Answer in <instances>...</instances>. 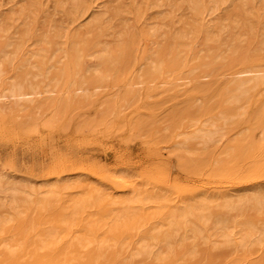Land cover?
Returning a JSON list of instances; mask_svg holds the SVG:
<instances>
[{
    "label": "rangeland",
    "instance_id": "374dc122",
    "mask_svg": "<svg viewBox=\"0 0 264 264\" xmlns=\"http://www.w3.org/2000/svg\"><path fill=\"white\" fill-rule=\"evenodd\" d=\"M90 1V10L73 17L70 0H0V16L13 15L8 24V33L1 38V47L6 42L15 43L21 37L23 40L28 38L31 52L27 55H30L32 51L44 47L40 42L31 44L33 34L39 38L70 30L76 36L70 46L79 48V41L93 39L99 27H107L102 35L96 37L100 53L103 47L118 48L122 34L128 31L136 38L129 51V61L134 78H137L142 69L157 65L155 50H161L167 43L172 48L177 40L176 35L180 34L183 37L175 51L180 52L182 57L180 74L188 78L178 81L168 78L165 85H130L129 79L120 77L119 70H112L109 76L101 80L93 71L98 67L97 57L87 56L82 62L83 69L88 70L85 75L98 80L99 89L91 85L58 108L47 107L46 104L41 109L34 108V105L15 109L7 101H3L6 105L0 102L3 104L0 105V176L27 188L59 179L61 185L68 182L74 186L69 191L65 189L61 194L63 198L81 190L96 189L105 197L104 203L113 196H120V179L132 181L139 190L164 195L168 199L167 204L200 191L218 197L245 188H264V84L250 92L246 101L232 108L235 116L223 126L222 136L214 143L206 147L191 143L181 150L174 148L175 135L189 123V117L216 118L219 115L225 105L220 94L231 78L232 70L243 65H264V48H258L260 36L251 33L252 27H264V5L254 7L256 16L244 14L243 25L231 27L233 24L229 23V32L222 31L218 41H207L204 32L198 41L193 35L194 31L212 24L214 33H210V38H213L221 32L223 18L234 17L233 7L200 18L194 16L184 0ZM31 5H34L32 13L27 10ZM135 10L141 15L139 21L136 20ZM169 15L172 16L171 20L164 21L163 18ZM93 16L100 18L99 26L92 22ZM140 27L147 30L156 27L159 30L152 40L146 41L138 34L137 28ZM64 40L66 38L59 37L49 47L45 44L47 51L44 57L47 58L44 62H49L45 65L54 62L47 60L50 56L63 61L64 52L58 48H63ZM228 45L238 51L228 52ZM209 46L213 47L212 55L217 56L215 75L188 82L189 76L200 71L190 69L205 60ZM8 52L11 55L10 50ZM14 61L19 62L17 58ZM227 66L232 68L227 70ZM114 77L116 79L113 80ZM183 81L187 83L182 84ZM63 90L54 93L58 96L54 95L53 101L63 99ZM32 115H36L35 118ZM37 116L41 118L37 119ZM77 182L79 187L78 184L74 185ZM60 202L55 201L42 213L31 210L30 214L25 213L22 217L24 227L30 222H52ZM211 213L218 214L214 206ZM261 216L264 214L258 216L256 221H264ZM121 227L119 223L117 229ZM15 228L16 224L12 228L10 226L12 232ZM121 232L117 238L121 242L134 239V231ZM109 243L102 257L90 264H122L126 251L113 241ZM195 243V251L193 249L194 253L192 251L190 255L188 250L192 249L191 243L186 250L178 241L175 242L173 251L160 263L264 264V245L237 252L222 244L214 246L201 239ZM79 257H83L79 264H88L83 249ZM132 263L144 264L138 261Z\"/></svg>",
    "mask_w": 264,
    "mask_h": 264
},
{
    "label": "bare ground",
    "instance_id": "6f19581e",
    "mask_svg": "<svg viewBox=\"0 0 264 264\" xmlns=\"http://www.w3.org/2000/svg\"><path fill=\"white\" fill-rule=\"evenodd\" d=\"M184 2L188 4L194 16L200 18L216 14L229 7H233L235 11L234 17L223 18L221 32L218 31L220 33L213 38H210V33L214 27L212 24L203 30L194 31L193 35L198 41L203 32L207 41H218L222 31L229 32V23L233 24L231 27L243 25L242 16L244 14L256 16L254 7L259 4L264 5V0H184ZM70 6L74 17L90 10L91 1L70 0ZM33 8L34 5L27 9L28 12L32 13ZM135 14L136 20L139 21L141 15L138 10H135ZM11 16L13 15L0 16V23H2L0 25V102H9L12 108L24 109L34 105V108L41 109L46 104L47 107L58 108L70 97L76 96L79 91L91 85L98 88V80L85 75L88 70L83 69L82 62L87 56L97 57L98 67L93 71L101 80L109 76L112 70H119L120 77L129 79L130 85L142 83L165 85L168 78L173 81L188 78L180 74L182 57L180 52L175 51L176 47L180 45L181 37H183L180 34L176 35L175 40H177L174 41L172 48L171 44L167 43L161 50H155L158 60L155 67L142 69V73L140 72L137 78H134L133 67L129 61V56H131L129 51L136 38L133 34L130 35L128 31L122 34L123 37L118 48L103 47L100 49V53L98 52V38L96 37L102 35L107 27H99L93 34L95 35L93 39L79 41L81 44L79 48L70 46L74 40L73 37H76L70 30L64 33L47 34L39 38L33 34L30 39L31 44L40 42L44 44V47L27 55L31 52L28 38L23 40L21 37L18 42H6L1 47V38L8 33ZM171 18L172 16L169 15L163 19L170 21ZM99 21L100 18L93 16L92 22L96 23L97 26H99ZM137 29L139 36L146 41L152 40V37L159 30L156 27H151L150 30L142 27ZM251 33L253 36H260L258 48H264V27L260 29L252 27ZM59 37L66 38V41L63 42V48L61 46L58 48L64 52L63 61L50 56L47 60H54V62L45 65V63H49L44 62L47 58L44 57L45 48L52 45L55 39ZM232 40L234 41L235 38ZM212 48L211 46L208 47L204 61L196 63L190 69L193 72L194 70L200 71L198 73L192 72L188 82L215 75L217 56L212 55ZM226 49L231 53L238 51L237 48H231L230 45ZM9 50L11 55H9ZM15 58L19 62H13ZM14 63L18 64L14 66ZM227 67V70L232 68L231 66ZM230 74L231 78L220 94L225 105L219 115L216 118L211 116L203 118L199 115L189 117V123L182 126L175 135L174 148L176 150L184 149L191 143L201 147L214 143L222 136L223 126L235 116L232 108L246 101L250 92L264 84V65L258 63L240 66L232 70ZM114 79L116 78L114 77ZM185 83L187 81L182 82V84ZM63 88L65 92L62 95L63 99L53 101V96L57 95L54 93H60ZM124 91L123 93H125ZM127 93L129 95L126 89ZM126 94H124L125 97ZM84 97L87 96L84 95ZM57 108L55 113L58 112ZM36 118L41 117L37 116ZM61 183L58 179L37 187L34 185L27 188L16 181L0 176V264H79L83 258L79 257L81 249L84 250V258L88 264L95 263L102 257L105 248L110 245L109 241H113V244L126 251L122 264H133L134 261L144 264H161L160 262L165 260L173 251L174 243L177 241L186 250L189 244H192V249L188 250L190 255L194 245H196L195 242L199 239L204 242L209 241L214 246L222 244L237 252H246L264 245V221H256V218L264 214V188L259 186L245 188L234 193L226 192L218 197L200 191L190 197L180 198L171 204H167L168 199L164 195L154 191L139 190L133 186L132 181L124 179L118 181L120 196L111 197L107 203H104L105 197L101 191L89 188H87L89 190H81V192L73 190L74 194H69L68 197L63 198L64 196L61 194L74 186L68 182L62 185ZM77 184L78 182L74 185ZM78 191H80L79 188ZM55 201L61 202L58 205V210L56 209L57 214L52 222L48 221L47 224L30 222L24 227L25 221L22 217L25 216V213L30 210L42 213L48 210ZM213 206L218 211L217 215L211 213ZM119 223L123 227L117 229ZM15 224L16 228L12 232L10 226L12 228ZM125 230H131L135 233L131 242H121L117 239L120 233L122 234L121 231ZM113 256L115 257V255ZM110 264H115V262Z\"/></svg>",
    "mask_w": 264,
    "mask_h": 264
}]
</instances>
